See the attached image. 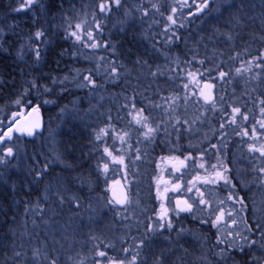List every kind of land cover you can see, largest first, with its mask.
<instances>
[{
	"label": "rangeland",
	"instance_id": "1",
	"mask_svg": "<svg viewBox=\"0 0 264 264\" xmlns=\"http://www.w3.org/2000/svg\"><path fill=\"white\" fill-rule=\"evenodd\" d=\"M13 1L19 3V0H6L9 4ZM22 1L24 4L16 7L19 9L18 14L3 16L0 29L2 36L10 43L17 41L15 49H17V53L19 52V58L23 59V66H26V76L34 74L35 66H37V71L46 77L42 81H46L47 76L49 77L48 81H54L55 83H63V81L68 80L74 88L84 91L85 89L90 90L91 86L89 83L84 82V76H89L96 66L99 73L103 74V76L108 75L107 80H105L107 83L120 84L125 81V85L128 86L120 87L122 91L119 98L120 101L116 100V106L119 111L121 110L120 103H126L128 108H124L123 111L121 110V113L117 111L116 116L111 117V122L115 123L114 125L119 129L113 132L112 138L108 142H105V139L97 140L102 145V149L98 154H94L93 159L96 163L99 162V166L95 169L97 172L95 178L90 179L87 187L99 185V190L91 194L88 200H82L77 193L70 191L66 187L60 188L57 186L60 189L55 192L57 198L63 197V205L67 206L64 216L67 220L70 219L72 223L74 222L75 230L73 231L77 233L75 234L74 242L64 249L59 246L57 241V238L61 234L57 235V238L53 241V245H55V249L53 250L55 252L54 256H51V252L47 251L49 245L45 246L46 249L44 251L48 253L49 258L53 257L56 264H108L109 259L111 261L122 260L124 264H129L124 258L132 259L133 255H137L139 258L142 257L140 264H155L158 261H154L153 259H157V256L156 254H152L150 250L158 246L156 243L149 246L146 245L149 242L160 239L161 242L165 241V246L179 243L177 256L179 259H183L180 260L182 264H243L239 260L242 256L246 257V263L244 264H264V174L258 171L259 174L256 173L257 177L254 178V182H222L219 186L213 184L207 190L205 200L208 202L207 205L210 206L209 209L212 216V220L210 221L212 233L209 235L199 229L195 231L190 226L184 227L180 225L174 228L176 229L175 232H171L174 231L173 228L169 229L167 226L163 228L159 227L163 222L157 219V206L161 201V195L158 197L157 192L158 190L160 192L162 187L177 183L179 176H173L169 171L168 180L166 179L164 182H161L153 175L156 171L157 175L164 172L166 165L170 168H176V166H179L180 161H184L188 164V169L185 170L184 176L186 175L191 178L196 171L198 174L203 173V168L199 166L201 163L206 164L207 168L208 165H213V163H217L218 161H226L227 157H234L237 160L244 159L248 164L246 168L250 169H253L252 163L255 159L258 166L256 169L264 168V156H261L259 153L253 159L249 150H245L247 142L242 141V138L239 136L237 137V141H235L236 139L229 135L230 130L234 131L240 128L239 124L242 119V116L238 115L236 116V122L232 123V108L249 101L246 106H250L244 107L243 110L245 111H241V113L245 114L247 112L246 115H252L251 100L253 96L261 97V100H264V63L254 64V60L249 59V67L240 64L230 71V77L228 78H221L219 72L209 71L206 75H188L190 76L188 79L182 80V76L175 77L170 73L178 71L179 63L174 64L167 58H162V60L153 62L152 64L147 63L145 66H137V69L135 68L136 70L132 71V67L130 68L125 62L120 61L122 64L116 63L113 60H109L108 56L98 53L99 50L106 49L107 42L105 43V36H101L100 39L98 38V33L94 27L99 24L104 29L102 32H107L109 22L106 18L105 25L102 26V15L94 7L97 3L91 0L93 2L92 9H90L87 3L83 11L85 16L79 19L77 24H81L84 28L85 32L82 35L87 43L90 44L91 41H87L86 32L91 31L100 46L97 48L85 46L88 51L81 53L80 62H78L80 66H76V68L73 66L63 68L66 71L59 73L62 78L55 79L53 73H49L47 70L44 71L42 67L44 62L43 52L47 38L45 34L40 40L34 38L37 31H32L29 28L27 21L29 22L30 19L25 17L24 13L28 9L32 13L34 4L43 9L45 0H35L30 5L27 3V0ZM241 1V4L235 10H231L226 18L222 20L223 22H220L219 26L213 25L211 27L214 31L213 35L217 36L216 40L221 41L222 45L226 47L227 52L225 53L227 58L225 59L222 54L221 57H223V61H226V68L228 70L230 63L237 57L236 53L232 51V36L240 32L242 27H247L246 25H263L262 30L264 29V0ZM149 2L150 0H146V3ZM167 3L168 6H164L169 10L167 20L165 21V24L168 25H164L165 29L167 27L170 29L172 27H179L187 28V31L191 29L197 31L202 28L201 24L198 25V19H204L205 15V18H207V15L209 16V14L203 13L204 9L203 11L198 10L203 0H168ZM225 3L232 5V3H235V0H227ZM131 6L135 9L138 8L139 11H143L139 12V18L144 19L150 28L156 27L147 40H153L151 44L160 43V46L167 48L172 41V37L170 36L171 30L169 33L166 31L163 33V22L160 26L158 18L155 17L157 6H142L141 2H135L134 0L131 2ZM214 6L217 13L223 12L226 8L222 0H217ZM217 6H220L218 7L220 9H217ZM173 8L176 9L175 13L172 11ZM21 11L23 13L19 15ZM145 11L147 15L144 14ZM170 15L173 16L175 24L168 19ZM249 42L245 39V45ZM37 49L40 53L39 59L36 57ZM150 50L152 52L155 51L154 48ZM165 50H162L160 53L168 56L164 52ZM261 55L264 59V48L261 50ZM171 64L174 65V68ZM122 65L125 66L126 73L130 75V78L127 80L120 78L121 70L119 67L123 69ZM113 67L117 70L114 75L112 72ZM237 69H240V71L237 72ZM203 79H209L217 85L219 83L224 84V86L218 85L217 93L221 97L217 99L219 102L212 107L198 98L199 95L202 93L206 94L207 92L202 82H199ZM26 80H31L32 99H30L31 93L29 94V87L25 86V88H21L19 86L17 88L18 92L14 100L0 115V134L5 132L6 128L18 117L27 113L30 108L37 106L40 109L44 119V128L41 132L32 136L14 134L12 135L13 139L3 145L4 149L9 146L13 148L15 153L12 157L13 160H19L24 165L28 161L32 170H36L34 173L36 176V173L41 171L42 167L38 155L48 165L54 162L60 164L66 162L60 151L59 133L57 131L68 120L69 115L83 108H81V102L75 101L69 107L56 110L55 113L49 116L47 123L40 102L43 104L47 102L45 98L51 93L49 91H52L53 87L47 84H39L37 79L32 80V78H27ZM4 82L5 76L0 67V83ZM181 82L184 84V88L175 85ZM57 89L61 90V87L57 86ZM127 89L131 93L127 94ZM80 91L75 92L79 94ZM90 92L94 95L98 93L95 89ZM135 92L149 94L148 97L151 100L146 101L145 98L140 97L143 102L139 104V99L133 95ZM241 95H249L250 98H240ZM133 103L136 107L142 105L139 108L144 109L143 115L149 118V126L156 128L159 125L158 132L151 140L145 139V130L134 122L133 116L129 115L130 117H128L127 115L132 112ZM87 107H85V110H87ZM100 108L102 107L93 106V109L91 108L89 111L96 112ZM170 111L180 113V119L185 122L182 123L184 128L180 132L187 136L184 138L185 140H175L173 138L172 143L168 141V128L163 131L162 125H171L165 124L167 119H172V115L169 114ZM220 121L223 123H220ZM261 122H264V113L262 111L260 112ZM231 124L238 125L232 126ZM125 132L128 133L125 137V142L122 143L119 139H114L117 134L122 135ZM259 134L261 146L264 144V128L260 127ZM21 136L34 137L35 139H31L30 141L32 142L26 144L23 141L24 139L20 138ZM227 139L232 143V147L230 148L231 144H229L225 151L223 144ZM27 145L28 147H26ZM106 146L110 147L114 155L123 157V165L111 162L110 158L103 153V148ZM242 147H245L244 150L241 149ZM151 148L154 149L155 156L147 157V161L150 162L151 166H146V162L144 161L146 158L145 154ZM30 149L32 150V155ZM231 153L232 155H230ZM185 157L191 158L185 159ZM231 160L233 159L231 158ZM105 162L109 163L107 173L103 172V164ZM47 171H49V166L47 167ZM124 174L125 180L122 178ZM40 179L42 180L40 185L41 193L46 195L48 190L46 185H48V182L44 180V176ZM116 181L125 184L130 192L129 202L123 208L117 207L114 203H109L111 199L108 190L110 185ZM245 185L247 187L250 186V188L246 190V193L243 192L241 200L248 205L247 211L244 210L241 213L237 209L229 217L227 213L231 211L226 206L229 201L233 202L237 201L236 198L238 199L235 186L238 190L242 191L241 189L242 187L245 189ZM25 186H28V180L26 179L15 184L14 188L17 189ZM189 187H191V183L188 185V180H185V188L188 189ZM105 191H107V196L104 194ZM229 195H232L233 199L230 200ZM246 198L247 200H245ZM191 201L193 203L197 201L195 202L197 210L194 215L204 212V205L199 204L195 198ZM219 209L225 211V219L214 227L213 222ZM232 220H235L236 223L232 224ZM53 225L59 231L66 224L57 222ZM150 227L151 231L149 230ZM248 227L257 228V233L252 240H250L249 233L247 232ZM85 230L88 231L83 233ZM229 231L233 233L232 236L228 235ZM237 233L240 236L247 237L250 241H255V243L250 247L246 246L245 241L240 236H237ZM142 235H147V239L150 238L149 241L145 242V246L141 243V241L144 242L143 237H141ZM156 237L157 239H155ZM218 240H223L224 243H218ZM100 241L107 245V249H103V252L107 255L104 259L98 258L94 253ZM189 243H191V247ZM61 244L67 243L63 241ZM242 245H244L245 252H243V255L236 256V253L232 251L240 248ZM124 249L128 250L127 253H125ZM222 250H226L223 257L220 255ZM142 253L143 255H141ZM136 264H138L137 258Z\"/></svg>",
	"mask_w": 264,
	"mask_h": 264
},
{
	"label": "trees",
	"instance_id": "2",
	"mask_svg": "<svg viewBox=\"0 0 264 264\" xmlns=\"http://www.w3.org/2000/svg\"><path fill=\"white\" fill-rule=\"evenodd\" d=\"M132 1L121 0L119 7L113 6L111 11L101 13L99 4L102 0H93V2L97 3L94 6L95 10L102 15V26L105 25L106 18L109 22L107 32H102L104 29L101 26L99 29H97V25L94 27L98 33V38L105 36V43L107 42L106 49L99 50L98 53L108 56L109 60H113L116 63L122 64L120 61L125 62L130 68L132 67V71H135L137 66H145L147 63L152 64L162 60V58H167L174 64L179 63L178 71L170 73L175 77L182 76V80L188 79L190 77L188 76L189 73L200 76L208 74L209 71L219 73L223 71L227 74L224 77L228 78L230 77V71L240 64L249 67V59L254 60V64L264 63L261 55V50L264 48V29L262 30L263 25L257 24L246 25L247 27H242L241 31L239 30L240 32L232 36V51L236 53L237 57L230 63L229 70L226 68V61H223V57H221L222 54L225 59L227 58L225 53L227 50L221 41L216 40L217 36L213 35L214 31L211 27L213 25L219 26L229 12L235 10L241 4V0H235L232 5L226 4L225 1L227 0H222L226 8L221 13L215 12L214 5L217 0H210L208 7L203 11L209 16L207 15V18H205L206 15L203 14L205 15L203 17L205 20L198 19V25L201 24L202 28L197 31L192 29L187 31V28L179 27H172L171 29L167 27L165 29V26L168 25L165 24V21L169 10L164 6H168V0H150L149 3H146V0H134L135 2H141L142 6H157L158 11L156 10L155 17L158 18L160 26L163 22V33L165 31L169 33L171 30L172 41L167 48L160 46V43L151 44L153 40H147L156 27L150 28L144 19L139 18V12L143 11H139L138 8H132ZM93 2L91 0H45L43 9L34 4L32 13H30L29 9L24 11L25 17L30 19L29 22L27 21L29 28L32 31H43L47 38L43 52L44 62L42 67L44 71L47 70L49 73H53L55 79L62 78L59 73L66 71L63 68L79 67L80 64L78 62H80L81 53L88 51L84 44L76 41L69 34L75 30L77 21L85 16L83 11L87 3L92 9ZM22 4H24L22 0H19V3L13 1L10 4L6 0H0V26L3 16L18 14L19 9L16 7L18 5L22 6ZM218 7L220 6H217V9H220ZM150 12L152 11L150 10ZM22 13L23 11L19 15ZM69 25H72V27H69ZM245 39L250 41L246 45ZM16 42L10 43L6 40L2 36L0 29V67L5 76V82L0 83V115L14 100L19 86L21 88L29 87L30 99H32L31 80H26L27 78L37 79L39 84H47L53 87V90L49 91L51 93L45 98L47 102L44 104L40 102L47 123L49 116L55 113L56 110L69 107L75 101L81 102V108H83L69 115L68 120L57 131L59 133L60 151L66 162L63 164L54 162L48 165L38 155L42 164L41 171L45 168V165L49 166V171H44L42 175L45 178L44 180L48 182L46 195L41 193L40 185L42 180L40 178L36 179L34 175L36 170H32L28 161L24 165L23 162L11 158L7 164L0 165V264H50L51 259L54 260V258H49L48 253L44 251L46 249L45 246L49 245L47 251L51 252V256H54L55 245H53V241L57 238V235L61 234L57 241L59 246L64 249L74 242L75 234L77 233L73 231L75 230L74 222L72 223L70 219L67 220L64 216L67 208V206L63 205L64 200L63 202L60 201L55 192L60 190L59 187H66L70 191L77 193L82 200H88L91 194L99 190V185L87 187L90 179L95 178L97 174L95 169L99 166V162L96 163L93 159L94 154H98L102 149V145L98 143L95 136L100 129L108 128L109 125L114 126L115 130L119 129L114 125L115 123L111 122V117L116 116L117 111H119L116 106V100L120 101L119 98L122 94L120 87L128 86L125 85V81L120 83L122 86L118 83H107L105 80H107L108 75L103 76V74L98 72L96 66L89 75L95 81V86L91 85L90 90L85 89L84 91L74 88L68 80L63 81V83H55L54 81H48L49 77L47 76V80L42 81L46 77L37 71V66L35 65V73L26 76V66H23V59L19 58V52L17 53V49H15ZM152 48L155 49L154 52L150 50ZM162 50H165L164 52L168 56L162 55L160 53ZM172 67L174 68V65ZM213 68L214 70H212ZM119 69L121 70V75L123 72L122 77L120 75L122 80L130 78V75L126 73L125 66H123V69L120 67ZM165 74L167 76V72ZM84 82L88 84V81L85 80ZM175 85L184 88L182 82ZM215 85L224 86L222 83ZM57 86H60L61 90H58ZM93 89L98 91L96 95L90 92ZM75 91H80V93L78 94ZM129 92L131 93L127 89V94ZM58 93L61 94L58 95ZM133 95L137 96L139 104L143 102L140 97L145 98L146 101L151 100L148 97L149 94L143 92H135ZM261 101V97H259L260 112L264 108ZM86 106H88L87 110H85ZM93 106H101L102 108L96 112L89 111L91 108L93 109ZM139 106L136 108L140 109ZM124 108H128L126 103H120V109L123 111ZM121 110L119 113H121ZM127 115L130 117L129 114ZM112 135L113 132H110L108 136L104 137L105 142L111 140ZM20 138H23L26 144L32 142L30 141L31 139H35L34 137L22 136ZM30 152L32 155L31 149ZM224 163L226 162L224 161ZM25 179L28 180V186L14 188L15 184L25 181ZM248 182L250 181L245 183ZM249 188L250 186L247 187L245 185V189L242 187V191H240L235 186L238 196L236 200H241L240 195L242 194L241 196H243V192L246 193ZM104 194L107 196V191ZM242 206L243 211H247L248 205L243 202ZM57 222L66 225H63V229L58 231V228L53 225ZM87 231L85 230L83 233ZM146 236H141L144 239V246L145 242L150 239H147ZM157 240L159 241L160 239ZM63 241L67 244H61ZM158 241L149 242L146 245L149 246L156 243L158 246L150 250L152 254L157 256V259H153L158 261L155 264H182L180 260L183 259H179L177 256L179 243L165 246ZM189 246L191 247V243H189ZM103 249H107V245L102 243V241L98 242L94 253L100 259L107 257V255L104 257L98 255V252L103 251ZM236 252L239 256L243 255L245 251L242 253L241 251ZM17 253L19 255H16ZM136 258L138 264H140L142 257L139 258L136 255ZM124 259L128 263L131 261L129 258ZM239 260L243 264L246 263V257L244 256Z\"/></svg>",
	"mask_w": 264,
	"mask_h": 264
},
{
	"label": "flooded vegetation",
	"instance_id": "3",
	"mask_svg": "<svg viewBox=\"0 0 264 264\" xmlns=\"http://www.w3.org/2000/svg\"><path fill=\"white\" fill-rule=\"evenodd\" d=\"M199 82H202L203 86L212 84L213 85V92H214L213 93V99L211 101H208V100L206 101L205 97L207 95L203 94V93L201 95H199V97H198L199 100L206 102L207 105H209L211 107L213 105H215L217 102H219V100H217V99L221 96H220V94L217 93L218 86H216L215 83H213V81H211L209 79L208 80L203 79L202 81H199ZM240 98L249 99L250 97H249V95H241ZM243 101H247V100H243ZM248 102L249 101H247L246 103H241L237 107H239L241 109V111H245V110H243V108L250 106V105L246 106V104H248ZM251 102H252V107H253V110L251 111L252 115H247V117H248L247 120H244L242 118L240 120V124H239L240 128H238L234 131L230 130V133H229V135L232 136V138L236 139L235 141H237L238 136L242 138V141L243 140L246 141L247 142V144L245 146L246 148L242 147L241 149L244 150V148H245V150L247 149V151L249 149L250 144H255L257 148H259V146H260V142H259L260 141V134H259V130H260L259 97L254 95ZM212 113H214V112L212 111ZM246 113L244 115H246ZM169 114L172 115V119H167L165 124H171V125L170 126L162 125L163 131H165L168 128L167 129V131L169 132L168 141L170 143H172L173 138L175 140H182V139L186 138L187 136L184 133H180L184 128L182 123H185L184 121H182L180 119V113H178L177 111H170ZM220 123H223V122L220 121ZM231 125L237 126L238 124H231ZM254 126L257 130V135L255 137H252V139H251V136H252L251 135V129ZM245 129H247L249 131L248 136L243 135V131ZM229 144H231V146H230V148H231L232 143L230 141H228V139H227L223 144L225 151H226L227 147L229 146ZM250 153L252 154L253 159H254L255 155L259 154V152H250ZM230 155H232V153ZM151 156H155V151L152 148L149 149V151L145 154L146 158L144 159V161L146 162L145 163L146 166L147 165L151 166L150 162L147 161V159ZM142 158H144V157H142ZM231 158L233 160H231ZM222 162H223V165L227 169L226 171H223L221 169L223 171V176L225 177V179L218 180L217 183L204 184L202 182V179L205 177L215 179V175H214L213 169L211 168V165H208V167L206 168V164H204L205 167L202 169V171H203L202 174H198L196 171V173L193 176H191V178H189V176L187 177L186 175H185L186 177L184 176L185 170L188 169V164L185 162L183 165L179 164V166H176V168H170L168 165H166L165 166L166 170L164 172L159 173L157 175V171H156V173L153 174L157 178V180L161 181V182H164L166 179L168 180V172L169 171L171 172V174L173 176H179L177 183L161 188V190H160L161 201H160V203H158V206H157L158 207L157 219H159V216L161 213H163L164 209H167V217L165 218V220H163L161 222H163L165 224V226H167V218H171L172 228L174 230L171 232H175L176 229H174V228L182 225L184 227L190 226L195 231L196 230L198 231V229H199V230L204 231L208 235L211 234L212 233V227H211L210 221L212 220V216L210 214V209H209L210 206L204 205V209H205L204 212L203 213L199 212L197 215H194V214H196L197 206H196V203H193L191 200H193L194 198L196 200H199V198H200L196 192V188H199L203 192V194H204L203 198L205 199V195H206L207 190H209L213 184H215L216 186H219V184H221L222 182H225L226 180L230 181V182L255 181L254 178L257 177L256 173L259 174V172H258L259 169H256V168H258V166H257L255 159L252 163L253 169L246 168V166L248 164L245 162L244 159L237 160L234 157H230V158L227 157V159L225 161L226 163H224V161H222ZM215 164H219V163H215ZM123 176L124 177H122V178H123V180H125V174ZM197 177H200L201 180H197L196 179ZM185 180H188V185H190V183H191V187L193 184H195V187L192 188L191 192H189L187 190V188H185ZM177 185L180 186L179 189L176 191H173L172 189ZM165 188L168 189V191L166 193L164 192ZM241 195H240V197H242ZM177 200H181V201L188 200L189 203H193L192 211L191 212H180L179 215H177V213L175 211ZM162 205H163V207H162ZM226 208L229 211H231V213L237 209H239V211L241 213L243 211L242 204L239 202H236V201H233V202L229 201ZM256 229L257 228L254 229L253 227L247 228V232L249 233L250 240H252L254 235L257 233ZM166 231H167V229H166ZM167 239H169V238L167 237ZM158 242H161V240H159ZM161 244L165 245V241L163 240L161 242ZM236 251H239V250L236 248L232 252H235L236 256H238V253ZM110 262H111V259L108 260V264H110Z\"/></svg>",
	"mask_w": 264,
	"mask_h": 264
},
{
	"label": "snow or ice",
	"instance_id": "4",
	"mask_svg": "<svg viewBox=\"0 0 264 264\" xmlns=\"http://www.w3.org/2000/svg\"><path fill=\"white\" fill-rule=\"evenodd\" d=\"M35 0H27V3L30 5L32 3H34ZM210 0H203V3L201 6H199L198 10L199 11H203V9L207 8L208 7V4H209ZM121 4V0H102V2L99 4V11L101 13H107L109 11H111V8L113 6H116V7H119ZM153 7H155V5H153ZM173 13L176 12V9L173 8L172 9ZM145 15H147V12L145 11L144 13ZM168 19L170 21H172L173 24H175V20L173 19V16L170 15L168 17ZM69 27H72V25H69ZM100 25L97 24V29H99ZM85 30L84 28L82 27L81 24H76L75 25V30L72 31L69 35L71 37H74L76 41L78 42H82L84 43V46L86 47H91V48H97L99 47L100 45L98 44V42L96 41L93 33L91 31H87L86 32V36H87V41H91V43H87L85 40H84V36L82 35V33H84ZM44 33L43 31H37L35 33V39L36 40H40L41 37H43ZM36 57L37 59H39L40 57V53H39V50L37 49L36 50ZM116 68H112V72L113 73H116ZM240 69H237V72H239ZM190 76H194L195 74L194 73H189ZM225 75H227L225 72L221 71L219 73V76L221 78H223ZM84 80L88 81V83L92 86H95V81L93 79L90 78V76H84ZM185 87H187V85H185ZM206 87L208 88H211L212 85H206ZM211 97L210 96H206L205 97V100H210ZM262 104H264V101H261ZM262 113H264V108L261 109ZM144 113V109L143 108H140V109H137L135 104L133 103L132 104V112L129 113V115H132L133 116V120L134 122L137 124V125H140L142 129H144V137L146 140H151L154 135L158 132L159 130V125H157L156 128H153L151 126H149V123H148V117L143 115ZM232 113H233V117H232V123H235L236 122V116H242V118L244 120H247L248 117L247 115H244L241 113V109L239 107H233L232 108ZM223 127V125H222ZM260 127L261 128H264V122H261L260 123ZM17 132V133H20L21 135H27V136H32L34 134V129H31V128H24V127H19V128H16L14 127V124L9 126L7 128V131L3 132L2 134H0V165H5L9 162V160L15 155L14 151H13V148L12 147H7L6 149L3 148V145L7 142V141H11L13 139V136H12V133L13 132ZM115 128L114 126L112 125H109L108 128H102L99 130L98 133H96V140H102L104 137L108 136L110 134V132H115ZM128 135L127 132L123 133L122 135L121 134H117L114 139H119L122 143L125 142V137ZM243 135L245 136H248L249 135V131L247 129H245L243 131ZM251 135L252 137H255L257 135V130L255 128V126L251 129ZM215 147V146H213ZM249 152H259L261 156H264V144H262L259 148L256 147L255 144H250L249 145ZM103 153L110 158L111 162L112 163H118V164H121L123 165L124 164V159L122 156H117V155H114L113 154V151L110 150V147H104L103 148ZM139 159V157H137ZM191 157H185V159H190ZM180 164L183 165L184 164V161H180ZM201 168H204L205 165L204 163H201L199 165ZM211 168L213 169V172H214V175H215V179H211V178H203L202 179V182L204 184H210V183H217L218 180H221V179H225V177L223 176V171H226V167L223 165V162H219V164H213L211 165ZM223 171H222V170ZM109 170V163L108 162H105L103 164V172L104 173H107ZM44 171H47V165H45V168L42 170V171H39L36 173V179H39L42 177L43 175V172ZM260 173L264 174V168H260L258 170ZM197 180H201L200 177H197L196 178ZM226 183H230V181H225ZM115 183H119V181H116ZM179 185L175 186L172 190L173 191H176L179 189ZM195 187V184L192 185V187H189L187 190L189 192L192 191V188ZM168 191L167 188L164 189V192L166 193ZM196 192L197 194L199 195V200H198V203L201 204V205H207V201L203 198L204 194L203 192L199 189V188H196ZM157 195L158 197L161 195L159 190L157 192ZM61 201L63 202V197H60ZM229 199H233V196L232 195H229ZM115 203L116 205H125L126 203H128V197L126 194H122L121 196H116L115 193L113 194V200L109 201V203ZM197 202V201H194V203ZM236 202H239L241 204H243V201L242 200H237ZM163 207V205H162ZM193 209V203H189L188 200H177L176 201V208H175V211L177 213V215H179L180 212H191ZM225 211L223 209H219L218 210V214L216 215L215 217V221L213 222V226L215 227L217 224L221 223L222 221H224L225 219ZM227 215L230 217L232 215L231 212H228ZM167 217V209H164L163 213L160 214L159 216V219L161 221L165 220V218ZM232 224H235L236 221L235 220H232L231 221ZM159 227L163 228L165 227V224L164 223H161L159 225ZM167 227L169 229L172 228V221H171V218H167ZM149 230L151 231V227L149 228ZM228 235L229 236H232L233 233L231 231L228 232ZM237 236H240L239 233L236 234ZM241 239H243L245 241V245L246 246H251L252 244L255 243V241H250L247 237H243V236H240ZM141 243H143V241H141ZM218 243H224L223 240H218ZM231 247V245H230ZM125 253H127V249H124ZM226 250H222L220 255L223 257L224 256V252ZM239 251L243 252L244 251V245L240 246L239 248ZM16 255H19V253H17ZM98 255L101 256V257H104L106 254L105 252L103 251H100L98 252ZM50 264H56V261L55 260H52L50 262ZM110 264H124V261H111ZM129 264H136V256H133L131 261L129 262Z\"/></svg>",
	"mask_w": 264,
	"mask_h": 264
},
{
	"label": "water",
	"instance_id": "5",
	"mask_svg": "<svg viewBox=\"0 0 264 264\" xmlns=\"http://www.w3.org/2000/svg\"><path fill=\"white\" fill-rule=\"evenodd\" d=\"M210 85H212V84H210ZM205 88L207 89L206 95L211 97V99L208 100V101H211L213 99V85H212L211 88H208L205 85ZM13 124H14V127H16V128L24 127V128L34 129V134H36V133L41 132L43 130V128H44V119H43V116H42V113H41L40 109L37 106H35V107L30 108L27 113H25V114L21 115L20 117H18L9 126H11ZM7 128H6L5 131H7ZM13 134L21 135L20 133H17L15 131L12 133V135ZM114 193L118 197L121 196L122 194H126L127 197H128V200H129V191L126 188V186L120 181H119V183H112L110 185L109 195H110V198L112 200H113V194ZM126 205H127V203L125 205H123V206H121V205H118V206L119 207H124Z\"/></svg>",
	"mask_w": 264,
	"mask_h": 264
}]
</instances>
